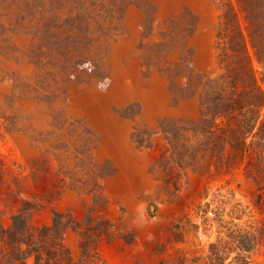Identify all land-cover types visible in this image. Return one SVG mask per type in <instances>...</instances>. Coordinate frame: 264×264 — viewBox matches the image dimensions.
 Masks as SVG:
<instances>
[{
  "label": "rangeland",
  "instance_id": "1",
  "mask_svg": "<svg viewBox=\"0 0 264 264\" xmlns=\"http://www.w3.org/2000/svg\"><path fill=\"white\" fill-rule=\"evenodd\" d=\"M219 14L216 0H0L3 223L25 198L41 205L37 225L54 210L110 219L100 264H202L192 260L220 230L214 196L229 210L252 205L257 187L240 171L190 170L171 194L154 164L167 142L161 122L199 117L198 80L218 69ZM46 49L72 58L38 55ZM80 240L67 230L75 260ZM251 264H264V245Z\"/></svg>",
  "mask_w": 264,
  "mask_h": 264
},
{
  "label": "trees",
  "instance_id": "2",
  "mask_svg": "<svg viewBox=\"0 0 264 264\" xmlns=\"http://www.w3.org/2000/svg\"><path fill=\"white\" fill-rule=\"evenodd\" d=\"M216 1L220 7L214 44L218 69L198 80L202 91L196 120L161 122L167 142L154 169L161 173L159 186L171 194L183 188L190 170L207 178L240 171L252 180L257 187L252 205L236 200L227 210L229 198L214 196L219 235L202 257L192 260L251 264L252 254L264 245V87L254 64L258 63L264 80V0ZM54 51L36 54L49 58L57 54L54 58L58 60L72 56L70 51V55ZM4 173L0 165V180ZM40 207L23 198L8 225L3 223L5 211L0 209V264H100L99 245L114 236L110 219H94L90 213L80 221L70 212L54 210L50 224L37 225L34 215ZM69 228L81 237L78 260L65 242ZM178 264L190 263L182 257Z\"/></svg>",
  "mask_w": 264,
  "mask_h": 264
},
{
  "label": "built area",
  "instance_id": "3",
  "mask_svg": "<svg viewBox=\"0 0 264 264\" xmlns=\"http://www.w3.org/2000/svg\"><path fill=\"white\" fill-rule=\"evenodd\" d=\"M210 214H212V213L210 212Z\"/></svg>",
  "mask_w": 264,
  "mask_h": 264
}]
</instances>
